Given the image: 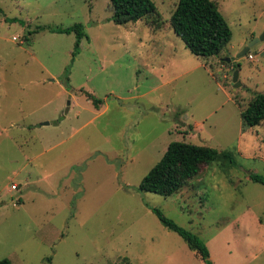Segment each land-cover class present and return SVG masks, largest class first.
<instances>
[{"label": "rangeland", "instance_id": "obj_1", "mask_svg": "<svg viewBox=\"0 0 264 264\" xmlns=\"http://www.w3.org/2000/svg\"><path fill=\"white\" fill-rule=\"evenodd\" d=\"M150 1L157 31L152 19L115 25L109 0H0V260L203 264L157 209L213 264H264V185L249 180L264 177V122L240 117L264 93V41L238 57L264 31V0H211L232 38L208 59L171 27L179 0ZM75 24L88 38L74 55V33L25 40ZM174 141L234 163L202 167L172 196L139 191Z\"/></svg>", "mask_w": 264, "mask_h": 264}, {"label": "trees", "instance_id": "obj_2", "mask_svg": "<svg viewBox=\"0 0 264 264\" xmlns=\"http://www.w3.org/2000/svg\"><path fill=\"white\" fill-rule=\"evenodd\" d=\"M112 12V21L115 25H125L138 21L152 19L154 29L160 30L164 23L159 16L155 5L150 0H109ZM0 13L2 10L0 8ZM173 31L181 38L185 47L195 57L208 59L217 56L229 44L232 38L231 29L218 10V6L211 0H179L170 18ZM41 31L51 33L75 35L74 53L78 51L83 39H87L82 24H75L66 29L50 26H38L28 33L26 41L32 35ZM214 79L220 80L216 75ZM95 108L102 103L93 95L86 93ZM243 126L250 128L264 122V93H257L249 102L245 110L240 112ZM233 156L228 151H219L208 146L195 145L187 142H171L163 156L150 171L142 178L138 190L159 196H172L177 194L185 184L194 178L202 167L214 163L233 164ZM249 180L264 185V177L249 174ZM161 224L176 233L194 252L203 264H213L210 260L209 250L197 235L177 226L167 219L159 210L153 209ZM0 264H12L4 258Z\"/></svg>", "mask_w": 264, "mask_h": 264}, {"label": "water", "instance_id": "obj_3", "mask_svg": "<svg viewBox=\"0 0 264 264\" xmlns=\"http://www.w3.org/2000/svg\"><path fill=\"white\" fill-rule=\"evenodd\" d=\"M264 41V31L263 33L258 37V38H255L253 41H251V43H249L238 55V57H242L244 55H246L249 50L254 46L256 45L257 43L259 42H262ZM230 60L227 59V62H229ZM232 82H233V88H237L240 86V83L238 82V72L235 71L234 74H233V77H232ZM47 124V123H46Z\"/></svg>", "mask_w": 264, "mask_h": 264}]
</instances>
